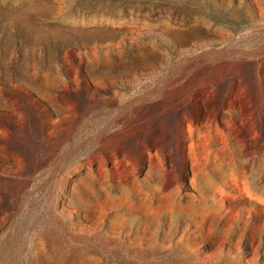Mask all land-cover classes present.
<instances>
[{
	"label": "rangeland",
	"instance_id": "rangeland-1",
	"mask_svg": "<svg viewBox=\"0 0 264 264\" xmlns=\"http://www.w3.org/2000/svg\"><path fill=\"white\" fill-rule=\"evenodd\" d=\"M0 264H264V0H0Z\"/></svg>",
	"mask_w": 264,
	"mask_h": 264
}]
</instances>
